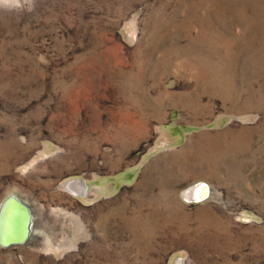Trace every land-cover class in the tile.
<instances>
[{"label": "rangeland", "instance_id": "1", "mask_svg": "<svg viewBox=\"0 0 264 264\" xmlns=\"http://www.w3.org/2000/svg\"><path fill=\"white\" fill-rule=\"evenodd\" d=\"M9 197L0 264H264V0H0Z\"/></svg>", "mask_w": 264, "mask_h": 264}, {"label": "bare ground", "instance_id": "2", "mask_svg": "<svg viewBox=\"0 0 264 264\" xmlns=\"http://www.w3.org/2000/svg\"><path fill=\"white\" fill-rule=\"evenodd\" d=\"M64 187L65 189L69 190L72 194L75 195L84 194L86 192V186L84 185V182L79 181L78 179L68 180L66 183H64ZM202 188H203L202 184H197L195 186L188 188L184 194L188 199H195L198 198L199 196L198 194L199 192H201ZM15 199L17 198L15 197L14 199L10 197L7 198L3 202L0 208V244L2 245L3 242L9 240V238L15 237V235H17L19 232L22 231V224H23L22 221H23L24 212L21 208H19L17 201ZM31 232H32V228L30 225V233L27 240H29L31 236L35 234Z\"/></svg>", "mask_w": 264, "mask_h": 264}, {"label": "water", "instance_id": "3", "mask_svg": "<svg viewBox=\"0 0 264 264\" xmlns=\"http://www.w3.org/2000/svg\"><path fill=\"white\" fill-rule=\"evenodd\" d=\"M83 182V181H82ZM85 185V184H84ZM14 199V198H13ZM17 201V204L19 208H21L24 212L23 214V221H22V231L19 232L15 237L9 238V240H6L3 242V245L9 246V245H18L20 243H24L30 233V225H31V220H32V212L29 204L19 200L15 199ZM25 218V220H24Z\"/></svg>", "mask_w": 264, "mask_h": 264}]
</instances>
